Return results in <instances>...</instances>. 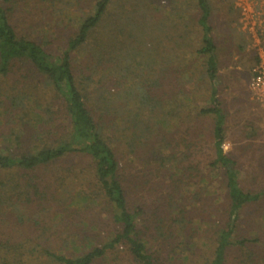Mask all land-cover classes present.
Masks as SVG:
<instances>
[{"label":"rangeland","instance_id":"1","mask_svg":"<svg viewBox=\"0 0 264 264\" xmlns=\"http://www.w3.org/2000/svg\"><path fill=\"white\" fill-rule=\"evenodd\" d=\"M97 1L13 0L4 8L18 35L46 43L59 51L80 20L94 13ZM142 2H148L141 8L144 13L138 10ZM210 2L213 8L210 24L219 68L218 97L226 115L227 151L237 161L241 187L259 192L264 190V105L252 90L251 80L255 69L264 65V0ZM197 17L198 10L189 0H110L108 12L97 30L100 41L108 42L104 61L114 58L113 62L103 61L112 69L107 73L112 78L114 93L124 98L131 88L135 89V82L144 79L151 82L155 78L161 85L153 90L162 99L184 100L174 116V123L171 122L175 130L172 144L180 145L182 134L187 137L186 143L192 144L188 151L193 154L194 162L199 163L201 176L191 184L175 188L170 177L163 176L162 170L147 168L146 150L135 149L129 143L132 129L129 131L124 125L132 127L130 123L121 121L118 137H114L117 157L125 177L132 183L129 205L132 208L138 204L146 206L151 232L155 224L151 219L152 211L156 207L166 208L163 203L171 193L183 195L181 202L190 209L187 217H194L193 222L203 229L222 224L227 219L229 197L225 175L222 170L212 171L209 166L215 157L213 118L197 115L198 109L209 105L210 96L204 59L196 54L201 44ZM89 52L87 48L77 51L78 62ZM186 65L189 68H185ZM15 71L8 77V82L16 83L17 79L20 87L29 88L36 83L37 78L32 77L34 75L30 74L26 64L15 67ZM181 88L186 91L181 92ZM41 94L38 93L47 102L48 97ZM88 104L92 107L90 102ZM131 104L130 109H135L136 104L133 101ZM10 129L11 124L5 118L0 124V149L5 151L8 145L4 144L2 134ZM165 135L169 140L171 134ZM19 149L16 143L12 145L14 152ZM65 163L79 172V178L62 182L61 186L57 182L56 167L21 174L18 171L0 172V180L7 182V187L0 189L6 197L3 203L0 201V240L16 248V254L29 257L39 246H48L71 255L72 249H65L62 244L75 229L86 228V223L99 231L98 240L110 233L111 224L99 208H83L75 222L57 214L58 197L69 200L71 193H81L87 187L82 177H91L90 158L72 157ZM209 234L206 230L204 236L196 235L191 241L195 249L189 246L188 253L174 254L170 264H189L186 259L190 255L192 264H197L201 255L210 256L212 240ZM236 238L247 242L233 246L229 264H264V196L240 211ZM98 264L116 262L111 258Z\"/></svg>","mask_w":264,"mask_h":264},{"label":"trees","instance_id":"2","mask_svg":"<svg viewBox=\"0 0 264 264\" xmlns=\"http://www.w3.org/2000/svg\"><path fill=\"white\" fill-rule=\"evenodd\" d=\"M12 1L0 0V124L5 118L11 124V129L2 134L4 144L8 146L6 151L0 149V172L18 171L21 174L56 167L57 182L61 186L62 182L79 178L78 171L66 166L67 160L80 156L90 158L91 177H82L87 187L80 196L71 193L69 200L66 199L68 202L58 197L57 214L75 222L83 208H99L109 220L111 229L101 240H98L99 231L93 229L92 224L86 223V228L84 226L80 231L75 229L62 244L65 249H72L71 255L60 248L39 246L31 251H36L33 256L23 257L22 253H15L16 248L0 240V264H98L111 258L116 264H170L174 254L188 253L189 246L194 250L195 244L191 241L196 235L204 236L206 230L211 233V255H201L197 264H229L233 246L247 242L236 238L240 211L263 197L264 190L251 192L241 187L237 161L227 151L226 115L218 97L219 68L210 24L213 11L210 0H189L198 10L196 22L201 32V44L196 54L204 59V73L210 84L209 105L198 109L197 115L213 118L215 157L209 166L212 171L220 169L225 175L229 197L227 219L222 224L203 229L193 222L194 217H187L190 209L181 202L183 195L171 193L163 203L166 208L156 207L152 211L151 219L155 223L152 232L148 229L146 206L138 204L132 208L129 205L132 183L125 177L117 157L114 137H118L121 121L130 123L132 127L124 125L129 131L132 129L129 143L135 149L146 150L147 168L162 170L163 176L170 177L175 188L191 184L201 176L199 163L194 162L193 154L188 151L192 144L186 143L187 137L183 134L180 145L172 144L175 130L171 122L174 123V116L182 108L183 98L162 99L153 90L161 85L155 78L151 82H147L148 79L135 82V89L131 88L124 98L112 91L113 81L107 73L112 69L104 62H113L114 58L104 61L108 42L100 41L97 34L110 0L97 1L94 13L80 20L59 51L17 34L4 8ZM146 3L140 4L138 10L141 13H144L141 8ZM84 48L90 52L78 62L77 51ZM20 64H26L30 74L34 75L32 77L37 78L30 88L20 87L17 79V84L7 81ZM185 68H189L188 65ZM24 82L20 81L21 84ZM182 91L186 90L181 88ZM38 93H43L41 96L46 95L49 100L44 102ZM132 101L136 104L135 109L129 107ZM165 133L171 134L168 136L171 139L167 140ZM15 143L20 148L17 152L12 150ZM178 145L182 147L181 151ZM3 187H7V182L0 180V189ZM5 198L0 193L1 203ZM191 257L186 259L189 264L193 263Z\"/></svg>","mask_w":264,"mask_h":264},{"label":"built area","instance_id":"3","mask_svg":"<svg viewBox=\"0 0 264 264\" xmlns=\"http://www.w3.org/2000/svg\"><path fill=\"white\" fill-rule=\"evenodd\" d=\"M251 88L255 92L259 101L264 105V65H261L253 74Z\"/></svg>","mask_w":264,"mask_h":264}]
</instances>
